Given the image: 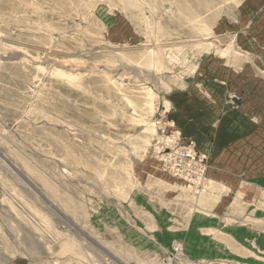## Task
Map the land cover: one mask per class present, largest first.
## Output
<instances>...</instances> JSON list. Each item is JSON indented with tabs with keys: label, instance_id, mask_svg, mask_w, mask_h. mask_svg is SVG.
Listing matches in <instances>:
<instances>
[{
	"label": "rangeland",
	"instance_id": "obj_1",
	"mask_svg": "<svg viewBox=\"0 0 264 264\" xmlns=\"http://www.w3.org/2000/svg\"><path fill=\"white\" fill-rule=\"evenodd\" d=\"M248 1L0 0V264H264ZM172 139L207 158L199 190Z\"/></svg>",
	"mask_w": 264,
	"mask_h": 264
},
{
	"label": "built area",
	"instance_id": "obj_2",
	"mask_svg": "<svg viewBox=\"0 0 264 264\" xmlns=\"http://www.w3.org/2000/svg\"><path fill=\"white\" fill-rule=\"evenodd\" d=\"M239 100L234 94L232 96ZM171 146L165 154L163 168L171 172L174 176L187 181L188 186L199 190L207 180L208 164L207 158L198 153L194 147L181 146L172 139ZM103 264H119L112 258H106Z\"/></svg>",
	"mask_w": 264,
	"mask_h": 264
},
{
	"label": "crops",
	"instance_id": "obj_3",
	"mask_svg": "<svg viewBox=\"0 0 264 264\" xmlns=\"http://www.w3.org/2000/svg\"><path fill=\"white\" fill-rule=\"evenodd\" d=\"M248 2H250V9L253 10L252 13H254V11H257V10H259V11L261 10V12L264 11V0H250ZM259 17L263 19L262 23H263V27H264V12L260 13ZM247 23H248V20H247ZM262 43L264 44V36L262 37Z\"/></svg>",
	"mask_w": 264,
	"mask_h": 264
},
{
	"label": "bare ground",
	"instance_id": "obj_4",
	"mask_svg": "<svg viewBox=\"0 0 264 264\" xmlns=\"http://www.w3.org/2000/svg\"><path fill=\"white\" fill-rule=\"evenodd\" d=\"M194 191V190H193Z\"/></svg>",
	"mask_w": 264,
	"mask_h": 264
}]
</instances>
